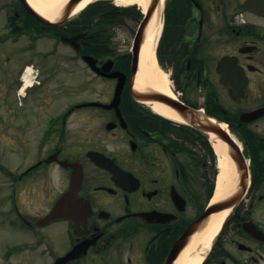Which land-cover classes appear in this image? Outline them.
Returning a JSON list of instances; mask_svg holds the SVG:
<instances>
[{
  "label": "flooded vegetation",
  "instance_id": "1",
  "mask_svg": "<svg viewBox=\"0 0 264 264\" xmlns=\"http://www.w3.org/2000/svg\"><path fill=\"white\" fill-rule=\"evenodd\" d=\"M246 1H148L157 23V62L168 78L163 92L137 83L134 41L145 15L140 6L102 0L111 10L101 13L103 21L96 18L93 29L75 33L72 20L48 25L23 0H0L1 35H18L25 44L18 55L23 59L0 62V117L4 111L9 116L4 131L20 128L14 140L23 156L29 145L22 136L27 118L24 125L21 120L29 115L14 100L27 68L34 82L25 95L47 88L42 106L55 92L73 100L34 115L35 128H43L34 161L18 173L16 167L13 192L5 197L11 202L14 195L15 203L4 208L31 240L17 244L15 259H5L31 264L37 254L40 264H178L195 247L187 264L196 256L203 258L200 264H264V14L247 11ZM116 31L127 40L117 41ZM80 34L86 36L77 44L65 43ZM42 41L52 42L42 53L46 66L38 60ZM59 45L73 52L67 63L80 64L94 79L92 97L80 94L83 77L79 94L48 88L58 74L53 57ZM155 92L229 127L248 162L245 188L235 186L214 200L213 140L158 112ZM54 169L57 183L50 176ZM32 190L45 204L42 213L22 199ZM62 197V209L51 217ZM218 214L225 217L206 249L197 240ZM48 228H60L67 239L63 248L45 236Z\"/></svg>",
  "mask_w": 264,
  "mask_h": 264
},
{
  "label": "rangeland",
  "instance_id": "2",
  "mask_svg": "<svg viewBox=\"0 0 264 264\" xmlns=\"http://www.w3.org/2000/svg\"><path fill=\"white\" fill-rule=\"evenodd\" d=\"M3 30V19L0 17V36L2 34ZM129 37V36H128ZM117 41H120L121 39L126 38V35H122L120 31H116V36H115ZM127 40V38H126ZM129 43V39H128ZM52 42H46L42 41L38 44V49H39V64L40 65H45L46 63H43V58H42V53L48 50L51 46ZM25 44L18 43V42H9L8 46L3 45L0 43V62L5 60V59H23V57L18 56L20 52V48L23 47ZM73 57V52L67 48L66 46L60 45L58 53L55 57H53L54 65L57 67L56 69V77L54 80L49 81L48 88L52 89L55 88V91H57V88H60L64 86L67 89V92L72 94H79V89L78 85L80 81L85 80V86L81 85L80 86V94L81 96L89 95L90 97L93 96L94 93V88H95V82L94 79L91 78V76L86 73V71L82 68H80V64L77 63H67L68 57ZM70 59V58H69ZM78 66V67H77ZM4 75V74H3ZM2 75L0 73V84L4 81V78H2ZM78 77H83L82 80H79ZM1 86V85H0ZM46 90L48 91L47 88H45L44 92L40 93H32L29 94L27 98H23V96H19L14 100V107L15 108H20L23 109V112L28 114V117H23L21 120L22 124L24 125L26 122L24 121L25 118H27V127L25 128L22 132V136H26V138H23V140H28L27 144L29 147H25L24 150L28 154L23 156L22 150L17 145V142H15V138L17 136H20V129L16 124L12 125L8 131H4L3 128H6L7 126V121L9 119L8 114L3 112L2 116L0 118V166H7L6 168L15 172L16 167H19V170L17 173L22 170L24 167L28 166L34 161V156H33V147L35 145H39V138L41 136V131L43 128L36 127L35 125L37 123V119L34 116L36 113H38L40 110L41 112H47L49 111L50 113L52 112L51 110L54 108H57L58 106H63V102L65 103V106L69 103L72 102L73 100L67 99L66 97L63 99H60L62 96H64V93H56L54 96L56 97L53 101L50 103L43 105L42 106V101L46 97ZM61 90V89H60ZM0 91H3V88L0 89ZM49 95L47 96V98ZM50 101V100H49ZM0 105V109H1ZM63 108V107H62ZM61 110V109H60ZM59 111V110H58ZM57 111V112H58ZM44 117V116H43ZM45 118V117H44ZM34 127L32 130H27L31 129ZM16 129L17 131H15ZM16 144V145H15ZM5 145V146H2ZM8 169V170H9ZM57 170H52L50 173V176H53L52 180L53 182L57 183L58 178H57ZM7 184H9V181L7 178H4L3 175H1L0 172V264H16V260L9 261L7 258L3 255H9L12 259L16 258V252L15 248L18 246L17 244L19 243H24L27 241L31 240V235L30 234H25L22 232L17 226L16 222H12V214L7 213L4 208L9 209L10 206L8 205V201L5 200L6 195H8V190ZM13 190L11 191V193ZM30 192H33L30 191ZM10 193V194H11ZM9 199V196H8ZM23 201L26 203V207H29L33 213H42L43 209L45 208V204L42 201V199L39 197V194H36L35 192L29 193V194H23L22 196ZM13 203H15V197L13 195ZM45 236L52 237L58 239L57 243L59 244V248H63L64 244L66 243L67 239H61V232L60 228H48ZM207 249V247L205 246ZM39 258L37 257V254L33 255V259L31 260V264H40ZM20 264V263H18ZM26 264V263H24Z\"/></svg>",
  "mask_w": 264,
  "mask_h": 264
},
{
  "label": "bare ground",
  "instance_id": "3",
  "mask_svg": "<svg viewBox=\"0 0 264 264\" xmlns=\"http://www.w3.org/2000/svg\"><path fill=\"white\" fill-rule=\"evenodd\" d=\"M30 4L45 17L50 20H55L59 17L62 9L65 7L69 0H27ZM96 0H83L77 6L74 14L79 13L87 5ZM118 5L129 6L138 5L144 11L147 9L149 0H114ZM157 23L156 20H152L149 25L146 40L142 46L140 53V65L139 73L137 76V83L140 86L149 84L151 87L158 89L159 91H168V78L164 72L160 70L156 62V46L158 40V33L156 32ZM155 109L161 114L174 119L176 121H181V119L173 113L169 108L161 104H153ZM224 129L227 130L226 126L222 125ZM213 139V148L218 156V169L219 175L217 179V187L215 193V201H219L226 197L235 187L237 181V174L235 172L233 163L230 157L226 154V145L219 139H216L214 135H211ZM225 214H218L212 217L206 231L197 240V242H203L206 247H209L212 239L215 237L219 231L220 224L224 219ZM195 247L190 251L186 252L180 259L178 264H187L189 262V257L192 255ZM202 257L196 256L192 259V264H200Z\"/></svg>",
  "mask_w": 264,
  "mask_h": 264
},
{
  "label": "water",
  "instance_id": "4",
  "mask_svg": "<svg viewBox=\"0 0 264 264\" xmlns=\"http://www.w3.org/2000/svg\"><path fill=\"white\" fill-rule=\"evenodd\" d=\"M82 0H70L65 7L63 8L60 16L56 21H49L46 20L40 13L36 11H32L33 15L38 18L40 21L53 24V25H60L65 20H67L70 15L74 12L76 6L81 2ZM151 6V5H150ZM151 8V7H150ZM148 9V14L146 18L144 19L143 23L141 24L140 30L138 32L136 42H135V60L138 61L140 50L144 42L146 28L148 26V23L151 18V9ZM245 8L258 12V13H264V0H247ZM85 35H80L72 40H69V42L73 43L74 40L83 38ZM88 60H91L92 58H87ZM235 84L232 82L230 85L231 88L235 89ZM239 88V87H237ZM153 99L158 101L159 103H162L163 105L169 107L172 111H174L180 118H182L184 121L188 122L192 126L196 127L200 131H202L205 135H208V133L215 134L221 141H223L227 146V154L231 158L237 172L239 173V182L242 187H245V178L247 177V167L245 164V160L243 157V154L240 151V148L236 145L235 141L230 137L229 133L225 130H223L220 126L212 123L209 119L203 120L201 116L197 114V112L190 110L189 108H186L179 104L178 102L172 100L168 96L157 93L152 95ZM66 197H62V199L59 201L55 211L51 215V217L57 216V211L62 209L64 200ZM50 217V218H51ZM70 257L67 256L62 261L69 259Z\"/></svg>",
  "mask_w": 264,
  "mask_h": 264
},
{
  "label": "trees",
  "instance_id": "5",
  "mask_svg": "<svg viewBox=\"0 0 264 264\" xmlns=\"http://www.w3.org/2000/svg\"><path fill=\"white\" fill-rule=\"evenodd\" d=\"M110 11H111L110 9H108L104 6H101L100 3L94 4L90 8H88V10L83 14L82 19L80 21V25H76V28H78V30H83V29L91 26V24L93 23V19L95 17H97L99 19L101 18V20H102L101 13H108ZM106 19L107 18H105V20ZM78 22H79V20H78Z\"/></svg>",
  "mask_w": 264,
  "mask_h": 264
}]
</instances>
